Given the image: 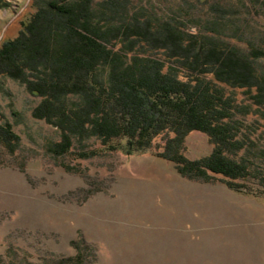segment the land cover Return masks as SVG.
I'll return each mask as SVG.
<instances>
[{"label":"rangeland","instance_id":"rangeland-1","mask_svg":"<svg viewBox=\"0 0 264 264\" xmlns=\"http://www.w3.org/2000/svg\"><path fill=\"white\" fill-rule=\"evenodd\" d=\"M44 1L3 0L0 46L19 35ZM128 6L130 14L145 10L245 53L249 45L264 50V0H130ZM258 63L264 71V59ZM235 94L248 102L243 89ZM40 101L21 81L0 76V124L9 122L19 137L13 150L0 140V264H264V186L247 181L259 189L256 197L232 191L219 175L191 179L154 151L101 150L79 158L82 147H102L94 137L57 155L49 147L60 140L59 129L33 116ZM245 120L264 147V121L253 114ZM162 138L154 142L160 148ZM185 143L192 159L213 149L200 131Z\"/></svg>","mask_w":264,"mask_h":264},{"label":"trees","instance_id":"trees-1","mask_svg":"<svg viewBox=\"0 0 264 264\" xmlns=\"http://www.w3.org/2000/svg\"><path fill=\"white\" fill-rule=\"evenodd\" d=\"M129 3L104 0L95 8V0L44 1L19 35L0 46V76L41 98L33 116L59 129L60 140L49 147L57 155L94 137L102 147H82L79 158L101 150L154 151L185 177L219 175L232 191L259 197L247 181L264 186V147L245 117L264 121L258 63L264 50L249 45L245 53L145 10L130 14ZM237 89L248 102L238 101ZM193 131L208 136L211 153L186 155ZM159 137L161 148L154 144ZM17 138L9 122L0 124V140L11 150Z\"/></svg>","mask_w":264,"mask_h":264}]
</instances>
